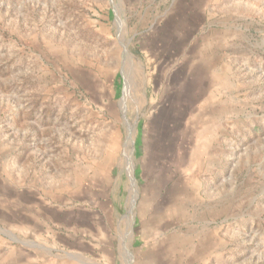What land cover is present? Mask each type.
I'll list each match as a JSON object with an SVG mask.
<instances>
[{
	"label": "rangeland",
	"instance_id": "1",
	"mask_svg": "<svg viewBox=\"0 0 264 264\" xmlns=\"http://www.w3.org/2000/svg\"><path fill=\"white\" fill-rule=\"evenodd\" d=\"M0 264H264V0H0Z\"/></svg>",
	"mask_w": 264,
	"mask_h": 264
},
{
	"label": "bare ground",
	"instance_id": "2",
	"mask_svg": "<svg viewBox=\"0 0 264 264\" xmlns=\"http://www.w3.org/2000/svg\"><path fill=\"white\" fill-rule=\"evenodd\" d=\"M127 55H128V52L126 51Z\"/></svg>",
	"mask_w": 264,
	"mask_h": 264
}]
</instances>
